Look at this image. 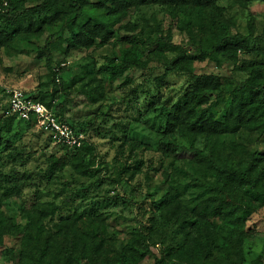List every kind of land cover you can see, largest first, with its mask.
<instances>
[{
	"label": "rangeland",
	"instance_id": "obj_1",
	"mask_svg": "<svg viewBox=\"0 0 264 264\" xmlns=\"http://www.w3.org/2000/svg\"><path fill=\"white\" fill-rule=\"evenodd\" d=\"M42 2L16 0L21 8ZM111 3L89 0L60 38L52 33L74 14L24 16L21 32L14 35L0 22V264H136L129 246L139 230L152 252L139 264H184L176 253L193 250L197 241L199 264L264 260V135L248 127L256 120L250 108L264 104V85L245 90L236 124L233 107L250 70L260 65L264 73V0L216 1L229 35L257 38L215 56L203 54L181 29L184 0L116 3L113 16L121 21L109 33L96 29L94 21ZM203 23L210 33L208 22ZM32 36L51 37L57 92L40 98L85 132L89 175H80L70 151L47 133L8 113L9 90L28 94L53 88L44 60L29 53ZM127 50L150 68H133L116 79L105 75L109 60L119 61ZM163 60L172 63V70H165ZM93 93L100 97L96 103ZM205 109L211 118L195 126ZM91 126L105 131L96 133ZM196 150L220 166L263 175L256 192L250 184L233 182L226 209L209 217L203 231L195 226L199 209L221 193L222 182L205 159L190 156ZM258 150L263 158L254 160ZM68 152L64 167L50 175L49 160ZM169 195L174 200L163 204ZM50 203L61 209L39 217L38 209ZM248 204L253 211L239 223L237 216ZM229 211L235 212L231 218ZM218 238L224 245L213 242Z\"/></svg>",
	"mask_w": 264,
	"mask_h": 264
},
{
	"label": "trees",
	"instance_id": "obj_2",
	"mask_svg": "<svg viewBox=\"0 0 264 264\" xmlns=\"http://www.w3.org/2000/svg\"><path fill=\"white\" fill-rule=\"evenodd\" d=\"M154 1L159 0H112V3L109 5H106L105 11L98 16V18L94 21V27L97 29L99 28H106L109 33H113L112 28L121 21L120 17H114L113 14L116 11V3H123V4H129L131 2H136L138 4H148ZM167 2L168 0H162ZM217 0H184V6L181 8V13L183 14V25L181 26V29L186 31L190 37V39L193 41V45L197 47L203 54L209 55V56H215L217 55L218 51L221 49H225L227 47H246L250 41L256 40L257 37H254L252 34L243 35L240 33L229 35V30L225 22L221 21L219 19L220 14L216 12V9H218L216 5ZM89 2V0H43L41 4L36 5L33 8H21V6L16 3V0H7V2L0 4V22L4 24L5 28L8 31H11V34L14 35L16 32H21V24L23 21L24 16H33V13L42 15L46 14L50 17H55L57 15H61L62 17H65L69 14H74L72 18L69 20L62 21L60 24H58L57 29L52 35L54 37H62L64 31L72 26V24L75 22L76 17H78L86 8V4ZM206 10L210 13V15H206ZM212 14V15H211ZM206 20L208 22V25L210 26V33H207L205 31V27L207 24L203 23V21ZM101 23V24H99ZM194 23L195 26L192 28L191 24ZM166 41L171 40V36L168 34L165 37ZM28 47H29V53L35 54L36 58L40 61L41 59L44 60L45 66L48 70V74L46 78L49 80V82L52 84V90L51 92H43L42 90H38L37 93H28V95L33 98L35 101L42 103L49 109H52L57 117H59L61 120L66 121L73 129H75L78 132H81L85 135V140L80 148L76 147H67L62 146L61 148L64 150L70 151L71 157L74 159L72 161L73 167L77 170V172L80 175H89L91 172V165L85 163V154L84 151L88 149L87 147V138L85 132L79 128L77 125L69 122L66 120L60 112H55L53 109V106L51 102H44L43 98H40V95L45 97L47 94H49L51 97H54L55 93L57 92L56 87V81H57V73L52 68L53 64V58L51 53V37L47 36L44 40L40 36H32L30 38H27ZM0 44H1V38H0ZM163 67L166 71L172 70V63L168 62L167 60H163ZM149 69L150 66L147 62L141 61L136 53L132 50H127L123 53L121 59L119 61H115L113 59H110L107 65L105 66L104 74L109 76L111 79H116L118 77H121L125 72L133 69ZM261 78H264V73L262 67L255 66L250 70L249 78L245 81L243 84V87L238 89L235 92V97L237 100H234V110L236 113V116L238 119H236L235 124L239 122V117L242 112V106L244 104L243 95L245 90H252L255 87H260L264 85V80H260ZM97 90V87L95 88V91ZM101 93V92H100ZM96 94L93 93L92 99L93 102H98L99 98L95 96ZM9 109V108H8ZM250 114L251 116L256 115V120L253 123H250L248 125L249 129L254 132L261 133V136L264 135V104H257L255 106H252L250 108ZM211 110L205 109L201 112L199 117L194 120V125L199 126L201 125L202 121L209 120L211 118ZM13 118H17L16 115H11ZM18 119V118H17ZM20 120V119H19ZM25 121V120H20ZM28 122L31 126L37 127L41 132H44L42 129H40L37 126V121L32 118ZM91 128L99 134H102L105 131V128H98L96 126H91ZM45 133V132H44ZM259 141H261V138H259ZM63 157H57V158H51L49 160L48 165V171L50 175L56 174L59 170H61L65 163H66V155ZM262 153L260 150L256 151L253 154L254 160H260L263 158L261 156ZM192 158L197 156L205 159L207 163L211 165V167L216 171L215 175L217 178L222 182V190L221 193L218 196H215L211 198V202L203 205L199 209V216L200 219L196 221L195 226L198 229H201L202 231L204 228L207 227L208 222L207 219L209 217H215L218 215V213L224 211L226 209V206L228 205V194L230 185L233 182H238L241 184H250L251 188L250 190L253 192L257 191V187L260 186L262 182V174L256 175V177H252V174H250L246 170H240L237 169L234 166H220L216 161H214L211 158H208L204 155V153L200 150L194 151L192 155H190ZM174 200V196L169 195L167 196L162 202L163 204H169ZM158 208L160 207V204L156 205ZM61 209V207L56 206L54 203H50L47 206L43 208L38 209L39 217H51L56 214V212ZM253 211L252 205H247L244 210V214L238 215L237 219L239 220V223H243L247 216ZM240 212V208H238L237 211ZM235 212H226L227 218H231L232 214ZM236 215V214H235ZM233 215V216H235ZM0 219V223H1ZM31 224L33 226V229L36 232H39L41 230V226L38 221H31ZM89 226H91L90 223H88ZM20 230H18L19 232ZM91 231H96L94 228L91 229ZM1 232H3L1 224H0V244L4 243L1 238ZM90 233V232H89ZM88 233V234H89ZM223 240V239H222ZM221 239L213 240V242H217V244L220 246L224 245V242ZM206 241L208 240V235L206 236ZM129 246L130 251V257L136 264H139L145 257H148L152 254L148 242H147V236L142 233L141 230L138 231V237L135 238ZM23 245H25L26 249H29V244L27 240L23 239L22 242ZM201 243L200 241L196 242V246L193 250L186 249L183 251H179L176 253L175 257L178 262H184V264H199V260L196 258V252L198 251V247H200ZM209 244L205 243L203 247H206L208 252L205 254L206 257H208L211 254V249H209ZM14 250V248H12ZM53 264H63L61 261H58L57 263ZM176 264V263H175ZM203 264V263H201ZM207 264H215L207 263ZM222 264H240L237 261L230 260L227 262H223ZM253 264H264V260L262 258H258Z\"/></svg>",
	"mask_w": 264,
	"mask_h": 264
},
{
	"label": "built area",
	"instance_id": "obj_3",
	"mask_svg": "<svg viewBox=\"0 0 264 264\" xmlns=\"http://www.w3.org/2000/svg\"><path fill=\"white\" fill-rule=\"evenodd\" d=\"M8 99L9 114L25 121L34 118L37 126L57 144L71 148L82 146L85 140L83 133L73 129L66 121L57 117L52 109L35 101L22 89L9 90Z\"/></svg>",
	"mask_w": 264,
	"mask_h": 264
}]
</instances>
